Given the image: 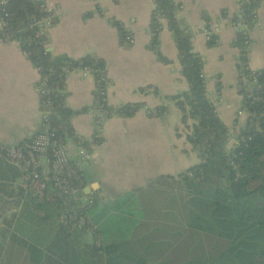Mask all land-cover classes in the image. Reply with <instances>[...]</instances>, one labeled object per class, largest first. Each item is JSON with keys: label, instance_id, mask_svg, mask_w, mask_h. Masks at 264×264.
Returning a JSON list of instances; mask_svg holds the SVG:
<instances>
[{"label": "trees", "instance_id": "trees-1", "mask_svg": "<svg viewBox=\"0 0 264 264\" xmlns=\"http://www.w3.org/2000/svg\"><path fill=\"white\" fill-rule=\"evenodd\" d=\"M260 1L238 0V12L230 21L251 28ZM153 3L151 47L158 51V33L166 25L189 84L187 91L166 98L182 114L181 130L198 163L175 175H159L106 202L87 194L82 208L81 199L74 196L65 204L66 197L56 195L52 185L38 200L21 182L16 207L24 200L18 215L3 219L7 228L4 236L0 233V264H264V68L255 77L245 69L247 59L242 53L248 34L236 32L233 46L239 49L237 81L242 102L229 128L207 97L202 58L192 49V33L175 15L179 5L174 0ZM52 14L39 0H4L0 40L15 42L37 68V88L43 90L39 106L48 110L46 130L57 144L69 137L76 140L71 125L74 112L65 106L62 93L67 71L87 68L93 73L96 108L130 116L141 104L108 107L103 100L107 82L102 59L57 58L47 51L38 23L44 18L53 24ZM221 15L226 17L227 12ZM115 25L124 40L127 31ZM216 39L212 36L208 45ZM251 80L257 86L248 92L245 84ZM155 110L153 114L160 116L168 106ZM241 115L245 119L240 123ZM40 129L18 143L31 140ZM100 142L96 139L95 146ZM85 175L84 171L83 186ZM81 216L91 224H79Z\"/></svg>", "mask_w": 264, "mask_h": 264}, {"label": "crops", "instance_id": "crops-1", "mask_svg": "<svg viewBox=\"0 0 264 264\" xmlns=\"http://www.w3.org/2000/svg\"><path fill=\"white\" fill-rule=\"evenodd\" d=\"M51 11L54 23L42 19L40 33L46 49L57 58L93 56L103 60L108 79L106 102L116 109L141 104L132 115L113 114L94 137L96 81L92 72L67 71L63 79L64 104L73 111L71 125L76 136L66 138L71 157L76 147L91 152L85 169L89 194L98 201L145 186L159 175H175L198 163V155L181 130L182 114L169 96L188 90L189 84L177 57L173 33L166 25L158 33L157 49L151 47L153 0H39ZM181 26L192 33L191 46L203 61L206 94L222 123L231 128L242 96L238 92L239 49L233 46L235 31L228 19L238 12V0H174ZM226 11V17L221 15ZM223 20L216 43L208 45L203 29ZM230 20V19H229ZM115 22L131 32V45L121 40ZM247 63L252 71L264 68V0L256 9V20L248 29ZM123 41V42H122ZM160 57H159V55ZM37 68L15 42L0 40V146L29 137L41 120ZM253 92L255 80L247 82ZM168 111L155 116L159 106ZM84 109L83 111H81ZM244 115L238 116L241 123ZM177 128H180L177 131ZM101 142L95 146V140ZM84 186V187H85ZM21 180L18 169L0 155V233H6L11 214L18 215ZM82 199H87L83 198ZM95 199V198H94ZM6 238L4 244H6ZM1 242V241H0Z\"/></svg>", "mask_w": 264, "mask_h": 264}, {"label": "built area", "instance_id": "built-area-1", "mask_svg": "<svg viewBox=\"0 0 264 264\" xmlns=\"http://www.w3.org/2000/svg\"><path fill=\"white\" fill-rule=\"evenodd\" d=\"M2 3H4V0L0 1V5ZM4 24V19L0 15V26H4ZM231 27L235 33L244 30V32L248 34V28L240 21L231 22ZM218 32L219 29L217 26L209 24L205 27L207 41L211 40L212 36H217ZM133 42V35L131 32L127 31L124 43L131 45ZM244 43L245 46L242 56L247 59L249 40L246 39ZM244 67L246 70L250 71L253 77H255L257 74L256 72L259 71L250 70L247 62H245ZM81 70L83 72L90 71L87 68H81ZM104 80L108 84L106 74ZM38 92L43 93V90L38 88ZM100 94L103 95L104 92H100ZM103 100H106V97L103 98ZM113 114L115 113L111 110L95 107V138L99 137L104 120ZM47 116L48 110H41V120L38 126V128L41 129L27 142L4 146V157L18 169L21 173V182L25 184L27 190L38 200L44 198L47 193L48 185H52L55 194L58 196L64 195L66 197L64 203L68 204L69 199L73 196L78 198L75 193L84 188L82 182L83 172L89 166L92 154L87 147L80 144L76 147L74 157H71L65 142L57 144L52 142L51 135L46 130ZM80 199L81 203L79 207L82 208L87 200L82 199V197ZM63 218H65V216H63ZM78 223L91 224L82 216L79 218ZM75 224L76 222H74L73 225Z\"/></svg>", "mask_w": 264, "mask_h": 264}, {"label": "rangeland", "instance_id": "rangeland-1", "mask_svg": "<svg viewBox=\"0 0 264 264\" xmlns=\"http://www.w3.org/2000/svg\"><path fill=\"white\" fill-rule=\"evenodd\" d=\"M228 24H229V26L231 27V21H230L229 19H228ZM210 25L217 26L218 29H219V32H220L221 29H222V27H223V20L217 19V20L211 22ZM231 28H232V27H231ZM219 32H218V34H219ZM203 34H204V36H205V38H206V35H205V28L203 29ZM218 34H217V35H218ZM206 40H207V38H206ZM107 86H108V84H107ZM229 142H232V141H229ZM82 197H83V198H86V195H83ZM86 200H87V199H86ZM88 239L90 240V237H88Z\"/></svg>", "mask_w": 264, "mask_h": 264}, {"label": "water", "instance_id": "water-1", "mask_svg": "<svg viewBox=\"0 0 264 264\" xmlns=\"http://www.w3.org/2000/svg\"><path fill=\"white\" fill-rule=\"evenodd\" d=\"M93 186H85L82 190L75 193L76 197L81 198L83 195H87L91 192Z\"/></svg>", "mask_w": 264, "mask_h": 264}]
</instances>
